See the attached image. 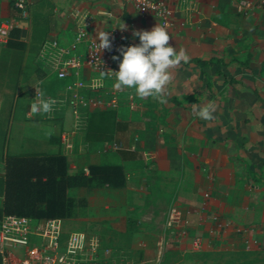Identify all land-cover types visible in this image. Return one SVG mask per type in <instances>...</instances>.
I'll use <instances>...</instances> for the list:
<instances>
[{
	"label": "crops",
	"instance_id": "obj_1",
	"mask_svg": "<svg viewBox=\"0 0 264 264\" xmlns=\"http://www.w3.org/2000/svg\"><path fill=\"white\" fill-rule=\"evenodd\" d=\"M26 2L27 14L21 17L12 0H0V20L14 16L24 41L22 49L0 43V88L13 92L7 111L0 100V140L15 142L16 151L6 148L7 153L39 147L62 152L59 132L72 127L69 110L30 113L31 88L38 86L45 99L60 96L68 79L57 78L36 60L41 40L54 36L66 44L81 17L91 36L113 28L129 46L138 45L133 30L150 31L161 23L126 0ZM170 19L171 24L161 26L170 44L185 49L190 60L171 70L166 103L151 97L155 123L146 113L135 124L115 116L118 127L109 134L88 133L84 123L70 151L62 152L69 170L82 167L87 173L89 161L122 165L121 185L73 186L75 193L69 194L82 197L84 204L74 217L60 218L61 238L71 230L95 233L107 262L121 261L125 251L133 264H158L164 251L181 259L192 250L195 236L202 249L233 248L241 237L237 226L248 227L255 242L264 237V0L247 11L237 0H179ZM121 21L126 31L119 29ZM77 51H84V42ZM196 59L214 61L199 64ZM81 74L94 75L87 68ZM208 105L215 107L212 120L198 115V106ZM0 167L2 173L1 159ZM171 209L179 215L168 224ZM212 215L224 225L216 227ZM181 228L184 234L179 235Z\"/></svg>",
	"mask_w": 264,
	"mask_h": 264
},
{
	"label": "built area",
	"instance_id": "obj_2",
	"mask_svg": "<svg viewBox=\"0 0 264 264\" xmlns=\"http://www.w3.org/2000/svg\"><path fill=\"white\" fill-rule=\"evenodd\" d=\"M139 11H148L159 17L161 25L171 24V14L174 12L179 0H126ZM261 0H237L243 11L249 10ZM16 15L21 17L27 14L26 0H12ZM180 21L179 24H183ZM16 25L14 16L0 20V43H5L10 29ZM88 21L77 20V27L72 39L66 44H61L54 36H45L37 49L36 60L49 66L57 78H68L64 85V91L60 96H47L56 101L53 110L67 108L71 115L72 127L64 128L59 132V139L63 146L62 152L70 151L73 135L81 129L85 123L86 111L95 107L115 105V96L103 100L96 95H91V90L102 84V78L115 77L114 72L119 70L120 54L117 51L121 46L128 47L120 32L113 28L103 31L110 32L112 49L102 50L97 54V36L87 33ZM84 42V51H77V45ZM117 56V60L112 57ZM84 68L91 70L94 75L84 77L81 73ZM70 77V78H69ZM38 86L31 88V95L35 102ZM110 147H118L116 142H111ZM61 152V153H62ZM149 157V156H148ZM179 215L178 210L171 209L170 219ZM216 227L224 224L212 215ZM237 232L241 234V240L245 246L252 244V238L248 235L250 229L246 226H237ZM179 235L184 234L181 228ZM60 218H32L24 215L1 214L0 215V253L8 251L13 256L11 264H130L117 261L107 262V259L99 249V237L86 230H71L64 238H61ZM31 239H36L37 244L30 246ZM190 248L198 250L202 248L199 236L193 237ZM106 253V249H104Z\"/></svg>",
	"mask_w": 264,
	"mask_h": 264
},
{
	"label": "trees",
	"instance_id": "obj_3",
	"mask_svg": "<svg viewBox=\"0 0 264 264\" xmlns=\"http://www.w3.org/2000/svg\"><path fill=\"white\" fill-rule=\"evenodd\" d=\"M19 33V26H13L4 45L22 49L24 41ZM196 61L203 64L214 60ZM115 115L109 109L87 110L86 131L93 134L111 133L118 127ZM0 159V215L16 214L32 218L74 217L81 210L84 201L82 197L69 194V188L102 183L118 186L123 183L121 164L89 161L86 165L87 173L82 167L69 170L66 156L60 151H4ZM12 261L10 252L0 253V264H11Z\"/></svg>",
	"mask_w": 264,
	"mask_h": 264
},
{
	"label": "clouds",
	"instance_id": "obj_4",
	"mask_svg": "<svg viewBox=\"0 0 264 264\" xmlns=\"http://www.w3.org/2000/svg\"><path fill=\"white\" fill-rule=\"evenodd\" d=\"M119 29L126 31L127 26L121 21ZM133 37L139 38L138 45L121 46L117 49L122 59L119 70L114 72L116 77L115 88L134 89L139 98H158L160 103H166L168 85L173 81L172 69L178 68L181 63L187 64L190 56L186 50L179 51L170 44L171 37L167 28L161 25L149 30H133ZM97 54L102 50L112 49V39L109 31H100L97 36ZM117 60V56L112 57ZM36 101L30 105L32 116L50 113L56 101L45 99L43 91H36ZM198 115L205 120H212L215 107L212 105L198 106Z\"/></svg>",
	"mask_w": 264,
	"mask_h": 264
},
{
	"label": "rangeland",
	"instance_id": "obj_5",
	"mask_svg": "<svg viewBox=\"0 0 264 264\" xmlns=\"http://www.w3.org/2000/svg\"><path fill=\"white\" fill-rule=\"evenodd\" d=\"M104 86L99 89V92L95 91V95L100 97L103 100H108L112 95L115 96V105H107L104 107V109L113 110L115 112V116H119L120 118H124L127 121L132 122L135 124L142 116L146 113L149 116L152 115V117L149 119V123H155V111L150 108L153 105V99L151 97L148 98H139L135 94L134 89L129 88H123L121 90H118L115 88L116 78H106L104 77ZM2 88H0V100L2 104L5 105L6 111L9 107L10 103L12 102V95L13 92H3L1 91ZM19 96L17 98V102L22 97ZM92 95V93H91ZM141 105L146 106V109L140 108ZM97 108V107H95ZM41 119V117H39ZM3 127L5 128V121L3 122ZM152 128L151 124H147L145 128ZM85 128V127H84ZM53 137V135H50ZM82 144L84 146H88V142L82 138ZM39 142H41V139H39ZM111 143V141H108L106 143ZM8 149L9 152L16 151L15 142L9 141L8 145H6V141H4V144H2V141L0 140V155L1 152L5 149ZM40 152H45L40 149ZM37 151V150H35ZM0 175H1V167H0ZM69 193H75V188H69ZM85 230V229H83ZM87 231V230H86ZM219 238V237H218ZM253 243L249 246H245V243L242 242L241 237L240 241L236 244L233 248L228 247H211V248H205V249H198V250H190L183 253V257L180 259V256H176L173 252L170 251H164L161 253V258L163 260H159L158 264H264V237L262 240L252 241ZM37 241L36 239H31L29 245L33 246L36 245ZM99 249H103L102 245L99 242ZM117 262L121 263H132V260L130 259V253H127V251L124 252V255L122 257V260H115ZM161 261V262H160Z\"/></svg>",
	"mask_w": 264,
	"mask_h": 264
}]
</instances>
